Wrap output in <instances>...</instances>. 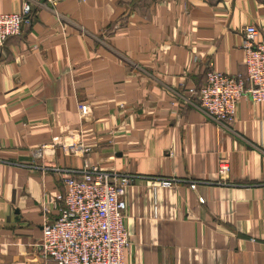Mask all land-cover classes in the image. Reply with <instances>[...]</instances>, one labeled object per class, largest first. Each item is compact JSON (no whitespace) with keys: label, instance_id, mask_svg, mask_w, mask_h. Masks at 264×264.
I'll use <instances>...</instances> for the list:
<instances>
[{"label":"crops","instance_id":"1","mask_svg":"<svg viewBox=\"0 0 264 264\" xmlns=\"http://www.w3.org/2000/svg\"><path fill=\"white\" fill-rule=\"evenodd\" d=\"M248 25L264 38V0L35 4L0 49V264H55L39 249L51 200L86 166L132 179L125 264H264V103L227 126L183 89L245 77Z\"/></svg>","mask_w":264,"mask_h":264},{"label":"built area","instance_id":"2","mask_svg":"<svg viewBox=\"0 0 264 264\" xmlns=\"http://www.w3.org/2000/svg\"><path fill=\"white\" fill-rule=\"evenodd\" d=\"M64 1L67 0H24L19 13L0 14V49L9 38L22 34L35 4L56 7ZM243 50L245 77L210 70L202 87L183 85L201 110L227 126L236 122L237 107L243 99L264 103V38L255 25L244 28ZM80 111L86 115L88 107L81 106ZM89 151L83 149L84 154ZM229 173L230 165L221 162L222 182ZM174 182L163 180L161 184L172 186ZM131 183L129 176L104 172L98 167L86 166L81 176H66L65 193L51 200L59 217L43 227L39 243L42 258L55 264H125L131 242L125 226L124 196ZM200 201L204 203L202 198Z\"/></svg>","mask_w":264,"mask_h":264},{"label":"trees","instance_id":"3","mask_svg":"<svg viewBox=\"0 0 264 264\" xmlns=\"http://www.w3.org/2000/svg\"><path fill=\"white\" fill-rule=\"evenodd\" d=\"M202 87V86H201ZM198 88H200V87H198Z\"/></svg>","mask_w":264,"mask_h":264}]
</instances>
